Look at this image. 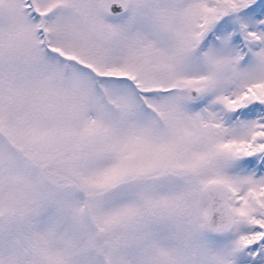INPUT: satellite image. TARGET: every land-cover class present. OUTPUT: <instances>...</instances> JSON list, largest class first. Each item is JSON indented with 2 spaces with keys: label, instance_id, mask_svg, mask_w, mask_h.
I'll use <instances>...</instances> for the list:
<instances>
[{
  "label": "snow or ice",
  "instance_id": "obj_1",
  "mask_svg": "<svg viewBox=\"0 0 264 264\" xmlns=\"http://www.w3.org/2000/svg\"><path fill=\"white\" fill-rule=\"evenodd\" d=\"M0 264H264V0H0Z\"/></svg>",
  "mask_w": 264,
  "mask_h": 264
}]
</instances>
